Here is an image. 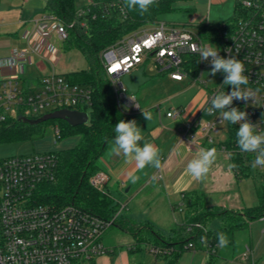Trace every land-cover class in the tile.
I'll list each match as a JSON object with an SVG mask.
<instances>
[{
	"label": "built area",
	"instance_id": "obj_1",
	"mask_svg": "<svg viewBox=\"0 0 264 264\" xmlns=\"http://www.w3.org/2000/svg\"><path fill=\"white\" fill-rule=\"evenodd\" d=\"M22 3L27 0H19ZM240 13L233 18L217 24L211 38L206 43L192 30L180 28L173 23L158 20L153 25L142 27L100 53L103 73L111 84L117 106L124 103L125 115L138 111L133 96L126 97L123 76L144 67V62L152 60L157 73L167 74L174 81L188 77V68L183 56L190 55L198 62L199 74L193 83L204 85L200 78V69L209 61L200 62V54L193 46L210 45L224 58L231 56L241 60L245 67L248 85L242 88L259 90L256 100H234L232 107L245 111L248 119L256 124L257 132H264V0H239ZM91 0L79 6L71 23H61L43 14L34 21L33 29L27 37V49L20 51L12 48L7 57L0 58V129L9 127L22 119L35 120L58 110L79 111L88 114L91 105V89L84 85L71 84L62 75L51 73L41 76L36 83L23 81L25 64H31L35 55L51 58L55 47L43 42L47 32L54 33L56 40L63 43L68 39L69 30L74 27L86 30V17L90 13ZM122 13L125 8L119 5ZM95 17L92 16L93 20ZM54 23L53 29L45 31L47 22ZM39 47V52L37 50ZM188 62L185 64L188 67ZM12 68L17 77L3 78V69ZM143 70V71H144ZM224 91L229 93L231 86L223 85L209 90L206 102L195 120L185 123L179 141L185 142L191 149L201 148L203 144L216 146L227 155H238L249 170L255 159V153L242 152L236 143V135L228 146L227 133L221 130L220 114L209 115L211 97ZM119 107V106H118ZM120 108V107H119ZM181 111L171 110L168 118L180 116ZM238 129V125L232 124ZM55 141L60 138V129L53 127ZM220 137L218 140L216 138ZM54 152L13 156L0 159V264H94L96 258L112 254L101 243L108 228L114 226L123 217L126 204L113 199L116 213L109 219L101 218L73 204L53 206L36 202L34 195L43 183L52 182L56 172ZM259 169L262 167L257 166ZM155 179L161 178L160 173ZM90 186L98 192L108 194L109 176L99 171L89 179ZM201 231L197 238L205 254L214 255L216 245L207 241L201 243L206 229L199 223L189 225L185 232ZM194 248L193 242L185 245L186 250ZM153 256L162 255L160 247H149ZM240 260L247 264H257L253 259L250 246L246 245L240 254Z\"/></svg>",
	"mask_w": 264,
	"mask_h": 264
},
{
	"label": "trees",
	"instance_id": "obj_2",
	"mask_svg": "<svg viewBox=\"0 0 264 264\" xmlns=\"http://www.w3.org/2000/svg\"><path fill=\"white\" fill-rule=\"evenodd\" d=\"M189 1L191 0H157L147 13L140 15L138 11H129L125 7V13H122L119 5L124 6V0H91L90 13L83 16L87 21L86 30L77 27L70 29L68 39L62 43L63 51L77 50L88 65L87 69L62 75L71 84L84 85L91 89L88 122L85 125L70 127L60 120L38 124L19 121L0 129V142L26 141L38 134L44 123H57L59 128H62H60V138L78 137L74 147L54 152L57 159L55 178L52 182L39 186L34 195L36 202L53 206L73 204L104 219H109L116 213L117 206L109 193L104 194L93 189L89 179L102 171L97 161L113 138L115 125L131 115H125L117 106L111 84L103 73L99 55L126 35L142 27L153 25L163 16L175 12L176 4ZM76 10V0H45L43 8L45 16L64 24L73 21ZM233 13L230 18L240 13L239 0H234ZM92 16L95 17L93 20ZM216 26L215 23H200L191 27L204 38L209 34L212 35ZM187 62L190 63L188 67L185 65ZM186 63L184 67L185 70L188 68V77L196 79L199 74L198 62L190 58ZM237 130L231 123L228 125V138L225 142L228 146ZM228 156L236 180L247 178L248 166L243 164L238 155L232 153ZM254 194L255 205L243 208L241 213L227 210L216 213L212 210L206 211L202 193L197 191L183 193L182 205L173 207L174 210L181 211L183 223L175 224L168 237L155 231L148 223L135 222L127 216L118 220L116 226L138 240L128 247L129 252L140 250L139 245L143 246L144 250L145 246L160 247L162 255L153 256L160 261V264H178L180 254L186 250L185 245L188 242H193L196 247L200 246L197 238L202 232L194 230L193 233L187 234L185 230L189 225L201 224L206 229L204 237L217 247L218 232L225 233L229 240L228 245H232L236 231L248 227L252 220L264 218V175L261 184L254 188ZM214 218L220 219V225L216 230H208L206 226ZM170 248H173V251L168 250ZM206 255L208 261H211L213 255Z\"/></svg>",
	"mask_w": 264,
	"mask_h": 264
},
{
	"label": "rangeland",
	"instance_id": "obj_3",
	"mask_svg": "<svg viewBox=\"0 0 264 264\" xmlns=\"http://www.w3.org/2000/svg\"><path fill=\"white\" fill-rule=\"evenodd\" d=\"M9 2L17 6L18 9L24 5L19 0H9ZM32 2L38 6H43L45 0H32ZM85 2L86 0H76V7L78 8ZM176 6L177 10L175 12L163 16L160 20L173 23L177 27L186 25L191 27L194 22H199L204 19L218 24L234 14V0H192L178 3ZM208 12L211 13V17H197L203 13L206 15ZM2 22L3 17H0V58L7 57L12 48L20 51L26 50L27 37L34 27V22H29L25 26L19 25L15 31L2 30ZM53 27L54 23L49 21L45 26V31L53 29ZM186 29L195 31L193 27ZM202 39L206 43L213 44L211 38L208 36ZM56 44L58 45V42ZM58 50L61 62L69 71H79L88 68L86 61L77 50ZM190 58H192L190 55L183 56V59L186 61L190 60ZM155 65L152 60L144 62L145 76L149 80L133 95L134 100L140 106V111L135 112V115L123 119L125 121L135 120L137 125L140 128L146 129L147 133H150L151 136H154L158 129L167 127L165 113L171 110L188 108L196 101L204 102L208 97L209 90L216 88L224 80V74L222 72L216 73L215 75L210 74V64H204L200 69L199 80L204 85L193 83L189 77H184L182 81H174L167 74H157ZM188 65L190 66V63ZM10 70L8 69L7 71ZM15 76L17 77V75H9L8 77ZM2 77L5 78V75ZM129 95L126 93V97H129ZM118 106L123 110L127 109L124 103ZM157 107H159V111ZM142 110L151 113L152 118L147 121L142 114ZM54 126H58V124H42L38 134L33 135L30 139L23 142H0V159L56 152L74 147L77 144V136H67L55 141L56 137L53 133ZM221 130L223 135L227 133L226 121L222 122ZM219 138H216V140ZM109 149L98 159L97 164L99 167H104V163L108 164L112 160L113 154L110 155ZM220 155L225 159L226 165H228V155ZM227 168L230 172L228 175L226 168L222 167L221 171L218 172L219 175H216L213 181L208 175L203 179V184H205L206 211L212 210L213 212L221 213L227 210L234 213H241L242 209H227L229 206H235L229 204L230 202L236 204V201H234L236 197L239 199L238 203L244 207L255 205L254 188L261 184L264 168L251 167L248 177L241 178V180H236L229 166ZM130 183V180H126L119 182V184L111 182L107 186V191L112 199L126 204L127 209L122 212L123 216L128 217L130 215L137 222L153 220V229L155 231L165 237L171 235L170 228H173L175 224L182 221V213L179 209H170V205L162 197L163 193L159 188V181L151 180L142 189L141 187L145 183L142 184L143 182L140 183L137 181L132 186ZM128 188H130L129 191L125 192ZM139 190L140 192H138ZM176 205L175 203L173 204V206ZM217 206L225 208H216ZM219 225L218 218H214L207 225V228L212 231L214 228L219 227ZM137 241L136 238L133 239L129 233L122 231L115 224L108 228L101 238L102 245L108 250H112L114 254L109 253L96 258L94 264H160V261L156 260L149 253V247L147 246H145L144 250V247L139 245L140 250L129 252L128 247L132 246L133 243H137ZM246 245L251 247L253 259L256 263L264 264V218L252 220L248 224V227L236 231L233 244L223 249L217 247L211 261H208L205 252L197 249L194 244L193 249L184 250L180 254L178 264H247L248 261L240 260V254ZM168 250L173 251V248Z\"/></svg>",
	"mask_w": 264,
	"mask_h": 264
},
{
	"label": "crops",
	"instance_id": "obj_4",
	"mask_svg": "<svg viewBox=\"0 0 264 264\" xmlns=\"http://www.w3.org/2000/svg\"><path fill=\"white\" fill-rule=\"evenodd\" d=\"M23 4L24 5L22 6V8L18 9V7L13 5L11 2H9V0H0V17H3V22L1 26L2 30L15 31V29L19 25L25 26V24L29 22H34L43 16L44 5L38 6L37 4L32 2V0L31 1L27 0ZM210 12H208L206 15L204 13L200 14L197 17H211ZM200 23H212V22L209 21L208 19H204L199 22H194L193 25L200 24ZM180 28H186V27L181 26ZM43 42H49L51 45H53V47H55V52L53 53L51 58H49V60L45 58H41L38 55L33 56L31 64H25L23 68V74L19 76L20 79L26 82L36 83L37 80L41 76L48 75L51 73L64 75L66 73L75 72V71H69L68 68L61 62V59H60L61 57L58 54V51H59L58 49L62 50V43H59L56 40L54 33L47 32V34H45V38ZM57 42H58V45L56 44ZM37 50L39 51V47H37ZM8 69L10 70V68L3 69V74L5 75V77H8L9 75H16L14 69L11 68L10 71H7ZM157 74H160V73H157ZM143 76L146 77L145 71H143ZM205 102L206 100L202 103L200 101H196L193 103V105L189 106L188 108L179 109L181 111L179 117L168 118L165 116L167 120L166 122L167 127L163 129H158L154 136H151L150 133H147L146 129L141 128L142 134L145 137V139L152 142L156 147L160 149V158H161V168L160 169L147 167L144 170H138L136 169L134 163H125L123 156L113 155L110 163L108 164L104 163L105 164L104 167L100 166V169L104 171L105 173H107V175L109 176V183L113 182V183L119 184V182L130 180L128 177V173L133 172L134 174L140 176V179L138 180V182L140 183L143 182L142 184L145 183L141 187L142 189L144 188L145 185H148L149 181L156 180V179H153V177L155 176L157 172H159L161 178L156 181H159V185H160L159 188L161 192L163 193L162 197L170 205L169 207L171 210H174L173 207L182 205L183 193L197 191L204 195V200H205V194H204L205 184H203L204 183L203 180L193 181L192 178L186 174L187 164L189 163L190 160H192L195 157L196 153L199 151L200 148L191 149L187 147L185 142L179 141V137H178L179 134L183 132L185 123L191 120H195L198 117ZM137 105H138V111H140V106L139 104ZM157 108L159 111V107ZM132 115H135V114H132ZM110 143L107 146L106 150H108L110 147L109 151L111 155L112 154L111 152L112 141H110ZM203 148H206V149L215 148L216 149L215 163L213 164L209 173L207 174L212 181L216 178V175L217 176L219 175L218 172L221 171L222 167L226 168L227 175H228L230 172L228 171L227 167L229 166V169L230 171H232V174L234 176V172L231 168L229 156H228L229 164L226 165L225 159L220 155V154H226V153L219 151L216 148V146H209V145L203 144ZM135 183L131 181L130 184L132 186ZM129 189L130 188H128V191ZM140 190L138 192H140ZM234 201H236V204H233V202H230L229 205H235V206H229V208L227 209L240 210V209L246 208L242 206V204L238 203L239 199L237 197L234 199ZM174 203L177 205L173 206ZM205 208H207L206 202H205ZM216 208H225V207L217 206ZM128 218L137 222L136 219H134L130 215L128 216ZM218 220L220 223L219 218ZM152 221L153 220H143V221H140L139 223H148L153 228L154 225ZM182 223H183V220L180 221L178 224H182ZM217 228L218 227L214 228L213 230H216ZM196 248L200 250L201 246H198Z\"/></svg>",
	"mask_w": 264,
	"mask_h": 264
},
{
	"label": "clouds",
	"instance_id": "obj_5",
	"mask_svg": "<svg viewBox=\"0 0 264 264\" xmlns=\"http://www.w3.org/2000/svg\"><path fill=\"white\" fill-rule=\"evenodd\" d=\"M157 0H124V7L140 15L147 13ZM198 51L201 61H209L211 75L222 72L224 74L223 85L231 86V91L226 93L220 91L211 97L210 106L206 111L209 115L220 114L222 121L238 125L236 132V143L242 152L255 153L252 166L264 168V132L256 131V124L248 119L245 111L232 107L234 100L255 102L258 89L253 91L250 88H242L248 85L249 78L245 75V67L241 60L236 57L224 58L219 55L214 47L210 45L193 46ZM144 118L148 121L152 118L151 113L142 110ZM111 152L116 156H123L125 163H134L136 169L144 170L147 167L161 168L160 149L152 142L145 139L141 128L135 120L125 121L121 119L114 127ZM216 160L215 148L201 147L195 157L189 161L186 167V174L193 181H201L209 173ZM234 167V165H233ZM129 179L135 183L140 176L133 172L128 173ZM155 179V177H153ZM201 243L207 244V238L201 237ZM229 244L228 237L223 232L217 233V247L223 249Z\"/></svg>",
	"mask_w": 264,
	"mask_h": 264
},
{
	"label": "water",
	"instance_id": "obj_6",
	"mask_svg": "<svg viewBox=\"0 0 264 264\" xmlns=\"http://www.w3.org/2000/svg\"><path fill=\"white\" fill-rule=\"evenodd\" d=\"M143 70V67H140L122 78V84L126 87L128 94L131 96L135 95L139 88L149 80V78L143 76ZM50 120L64 121L70 127H76L85 125L88 122V114L79 111L58 110L45 114L35 120L22 119L21 121L26 124H38ZM127 191L128 189L125 190V192Z\"/></svg>",
	"mask_w": 264,
	"mask_h": 264
}]
</instances>
